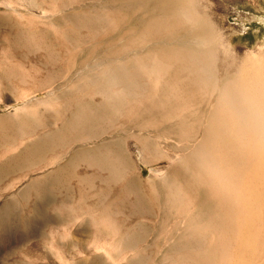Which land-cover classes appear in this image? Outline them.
<instances>
[{"label":"bare ground","instance_id":"1","mask_svg":"<svg viewBox=\"0 0 264 264\" xmlns=\"http://www.w3.org/2000/svg\"><path fill=\"white\" fill-rule=\"evenodd\" d=\"M33 1L42 11L29 14L27 28L42 37L54 34L56 43L46 49L67 53L64 70L87 55L78 62L87 70L82 79H66L72 80L70 87L86 81L94 85L87 95L73 99L71 108L51 111L56 126L44 137L32 130L34 137L23 145L25 153L11 146L0 176L18 165L26 167L30 159L44 160L49 151H55L49 163L58 164L63 153L55 144L75 146L81 138L77 130L95 121L97 141L78 143L69 161L34 184L62 177L65 166L76 159L90 160L103 183L98 202L85 208L95 211L99 239L107 236L130 250L123 260L264 264V53L237 58L225 45V32L213 20L208 0ZM81 18L106 22L105 32L72 44L66 37L68 22ZM4 54L9 62L11 49ZM115 106L120 124L106 128L101 121L114 116ZM12 132L14 141L22 130ZM149 151L169 159L167 171L152 166ZM133 152L142 164L151 165L145 179L135 171ZM122 206L129 209L128 216H112ZM19 219L28 223V216ZM11 228L10 221L0 218L1 231ZM93 260L100 263L99 256Z\"/></svg>","mask_w":264,"mask_h":264},{"label":"rangeland","instance_id":"2","mask_svg":"<svg viewBox=\"0 0 264 264\" xmlns=\"http://www.w3.org/2000/svg\"><path fill=\"white\" fill-rule=\"evenodd\" d=\"M91 1L94 0H87L85 3ZM208 1L212 5L211 12L215 11L211 14V16L214 14L213 20L216 25L218 24V28L225 32L223 34L225 45L237 58L264 53V0ZM41 11L42 9L33 0H0V130L3 138L0 142V167L9 159L10 148L18 147L19 149L15 148L14 151L21 150V154L25 153L23 145L31 141L34 133H41L44 137L45 132H49L48 128L56 126L49 118L52 113L71 108L72 100L84 97L94 85L86 81L70 87L73 82L68 81L74 77L82 79L87 70H82V64H79V68L78 62L81 63L87 55L79 56L76 66L69 69L70 71L64 70L63 63H67V53H60L57 49H46L47 44L56 43L54 34L51 32V37H42V34L32 33L27 28L30 26L27 18L34 13L41 15ZM68 23L71 29L66 33V37L72 44L79 39H87L94 33L99 34L106 30V22L99 20L89 21L81 18ZM19 26H22V29L17 36ZM2 37H6L7 40L2 42ZM9 48L12 55L8 57V62L4 53ZM96 55L99 57L100 52ZM96 55L91 61L90 58L87 60L89 64L97 59ZM82 71H84L83 75H81ZM92 71L90 73L93 74L96 70ZM23 77L24 81L21 80ZM86 102L88 107H94L90 101ZM112 109L114 116L101 121L103 126L110 129L120 124L117 107ZM92 122L85 130H77L79 133L77 137L81 138L76 145H92L97 141L94 136L99 133V125L95 121ZM18 128L22 133L12 141L11 137L14 136L12 129L17 132ZM32 130L35 132L31 135L29 133ZM55 146L56 150L63 153L62 161L59 160L58 164L49 163L51 158L55 157V151H49L44 155V160L35 162L30 159L26 167L20 168L18 165L0 176V218L12 224L10 230H0V264H88L91 262L95 264L93 259L96 256L100 257L99 264H128V261L123 260L122 257L129 254L130 250L119 247L110 239L108 241L105 233L103 235L107 241L104 238L99 239V228L94 221L95 211L85 208V204L95 205L98 202V186L103 183V178L96 175L100 172L93 173L96 167L92 166L90 160L76 159L74 164L65 166L67 170L62 177L34 184L37 178L55 173L59 168L58 165L69 161L72 149L75 147L67 144L62 148L58 143ZM133 155L134 159L136 158L135 171L142 173L144 179L150 176L151 165L142 164L138 153L133 152ZM148 155L152 157L153 162L155 161L151 163L153 167L164 168L162 172L167 171V166L171 165L169 159L161 152L149 151ZM86 169L88 173L85 175ZM101 174L106 177L109 172L102 171ZM83 177L86 182L82 181ZM119 209L113 210L112 216L114 214L115 218L128 216L127 207L122 206ZM20 215L28 216V223H21ZM113 248H116L115 251Z\"/></svg>","mask_w":264,"mask_h":264}]
</instances>
